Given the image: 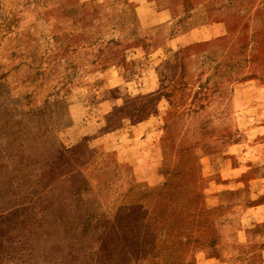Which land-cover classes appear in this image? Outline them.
Here are the masks:
<instances>
[{"label": "rangeland", "instance_id": "1", "mask_svg": "<svg viewBox=\"0 0 264 264\" xmlns=\"http://www.w3.org/2000/svg\"><path fill=\"white\" fill-rule=\"evenodd\" d=\"M134 3L0 0V264H264V0Z\"/></svg>", "mask_w": 264, "mask_h": 264}, {"label": "crops", "instance_id": "2", "mask_svg": "<svg viewBox=\"0 0 264 264\" xmlns=\"http://www.w3.org/2000/svg\"><path fill=\"white\" fill-rule=\"evenodd\" d=\"M130 1L135 2L134 12L138 17H143L141 24L146 28L159 24H169L172 21L185 22V24H187L185 29L181 30L182 32H180V35L178 34L176 37H171L167 41L166 46L174 49L182 35L196 28L205 26L210 22L209 9L221 0H198L195 3H188L187 0H128V2ZM216 7H218V4ZM195 16L200 19L202 18V21L198 23L187 22L194 19ZM144 17L146 19H144ZM159 181V177L152 174V179L149 183H158ZM209 184H211V181H209ZM231 189L233 188L230 182L222 181L218 183L217 188H212L213 191L210 190V192H228ZM247 192L250 199L253 200L260 196L261 190L259 188H247Z\"/></svg>", "mask_w": 264, "mask_h": 264}]
</instances>
